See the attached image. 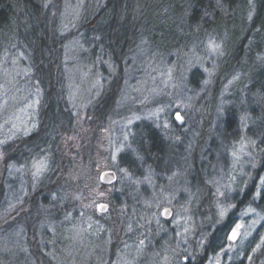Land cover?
<instances>
[{"label": "rangeland", "instance_id": "rangeland-1", "mask_svg": "<svg viewBox=\"0 0 264 264\" xmlns=\"http://www.w3.org/2000/svg\"><path fill=\"white\" fill-rule=\"evenodd\" d=\"M39 1L62 42L66 118L32 144L44 89L28 47L0 31V264H264L263 134L231 32L177 47L161 33L173 16L131 17L119 63L81 25L106 0ZM106 170L114 184L100 182Z\"/></svg>", "mask_w": 264, "mask_h": 264}, {"label": "trees", "instance_id": "trees-1", "mask_svg": "<svg viewBox=\"0 0 264 264\" xmlns=\"http://www.w3.org/2000/svg\"><path fill=\"white\" fill-rule=\"evenodd\" d=\"M41 2L0 0V31L11 32L28 47L33 55L35 76L44 89L40 106L42 127L30 137L32 144L41 140L47 131L46 139H43L52 141L55 133L51 136L48 134L56 127L64 128L62 121H65L67 111L59 102L62 98L59 86L64 82L58 59L62 42L50 38L52 32L56 34L53 28L57 30V27L53 24V31L48 28L50 17L43 13ZM96 13L88 22L82 21L81 25L88 29L89 34L99 37L104 49L119 63L123 55L129 52L128 45L133 41L130 38L131 31L133 34L137 32L134 31L135 27L131 29L127 25L131 17L150 20L156 17L162 20L163 17L173 16V29L167 26L161 33L164 34V39L177 47H181L178 44L185 43V35H196V40H199L207 33L226 29V32H231L235 39L234 42L229 40L232 46L231 59L235 63L249 62L248 90L252 94V99L249 98L252 100L250 118L253 120L251 123L255 127V133L263 134L258 147L264 154V0H106ZM148 26L144 32L151 35L149 38L152 41L157 33ZM256 70H262L259 77L253 75ZM231 122L232 119L228 116L225 123L230 125ZM146 134V141H149V147L153 150L156 147L151 141L156 140L157 134L149 129ZM261 163L264 164V155ZM259 202L264 204V188ZM214 245L213 241V248ZM213 248L212 251H215Z\"/></svg>", "mask_w": 264, "mask_h": 264}, {"label": "water", "instance_id": "water-1", "mask_svg": "<svg viewBox=\"0 0 264 264\" xmlns=\"http://www.w3.org/2000/svg\"><path fill=\"white\" fill-rule=\"evenodd\" d=\"M175 121L177 122V124L182 125L184 120L181 116L180 113H176L175 114ZM117 176L116 173L112 170H106L104 172L101 173L100 175V182L103 185H111L114 184L116 182ZM97 213H106L108 210V205L105 203H99L97 204L96 207ZM162 212V217L164 219H169L172 215V211L170 209H164ZM240 234V230L239 229H233L230 233L229 239L231 242H236L238 237Z\"/></svg>", "mask_w": 264, "mask_h": 264}, {"label": "bare ground", "instance_id": "bare-ground-1", "mask_svg": "<svg viewBox=\"0 0 264 264\" xmlns=\"http://www.w3.org/2000/svg\"><path fill=\"white\" fill-rule=\"evenodd\" d=\"M51 134H52V132H50V133L48 134V136H51Z\"/></svg>", "mask_w": 264, "mask_h": 264}, {"label": "flooded vegetation", "instance_id": "flooded-vegetation-1", "mask_svg": "<svg viewBox=\"0 0 264 264\" xmlns=\"http://www.w3.org/2000/svg\"><path fill=\"white\" fill-rule=\"evenodd\" d=\"M232 231V230H231ZM231 231H230V233H231ZM230 233H229V236H230Z\"/></svg>", "mask_w": 264, "mask_h": 264}]
</instances>
